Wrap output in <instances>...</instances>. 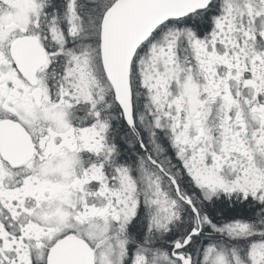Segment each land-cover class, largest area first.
<instances>
[{
	"label": "snow or ice",
	"instance_id": "1",
	"mask_svg": "<svg viewBox=\"0 0 264 264\" xmlns=\"http://www.w3.org/2000/svg\"><path fill=\"white\" fill-rule=\"evenodd\" d=\"M0 264H264V0H0Z\"/></svg>",
	"mask_w": 264,
	"mask_h": 264
}]
</instances>
